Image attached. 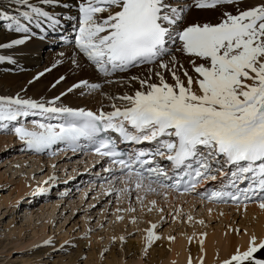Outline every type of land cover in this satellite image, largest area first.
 <instances>
[{
	"label": "snow or ice",
	"instance_id": "6c2138e0",
	"mask_svg": "<svg viewBox=\"0 0 264 264\" xmlns=\"http://www.w3.org/2000/svg\"><path fill=\"white\" fill-rule=\"evenodd\" d=\"M15 2L29 9L20 13L27 23L3 12L0 19L10 20L9 30L24 35L0 43V48L24 45L31 38L28 34L33 24L42 32L46 31L44 22L53 32L61 24L54 12L30 0ZM42 3L56 6L60 0ZM192 6L201 10L234 6L236 10L224 11L217 23L181 27L183 11ZM177 43L179 47H173ZM75 47L87 66L104 77L141 64H155L169 72L174 83L159 71L155 73L158 83L151 82V77L133 76L130 79L139 80L141 88L133 95L118 97L126 106L113 104L108 112L57 106L59 96L46 104L19 94L0 95V129L37 112L45 119L62 118L60 123L34 122L33 129L20 124L11 130L36 151L58 142L79 146L78 142L86 139L96 145L99 156L119 166L122 175L114 178L134 185L136 190L155 191L153 184L169 187L163 183L170 179L168 171L145 158L159 156L169 161L173 170L183 173L181 180L187 179L182 186L184 192H193L219 175L230 178L228 185L236 191H212L209 200L231 199L239 204L256 198L264 209V2L241 9L238 0H193L192 5L174 4L173 0H81ZM175 52L189 58L197 74L195 79L178 64ZM5 60L15 63L9 56H0V62ZM72 63L81 70L85 67L76 58ZM180 71L186 83L178 75ZM64 79L60 77L56 83ZM73 88L96 91L102 85L80 80L68 91ZM109 130L125 141H155L156 151L125 157L111 138L102 135ZM105 171L114 172L112 168ZM245 181L247 187L241 189L239 184ZM171 187L180 190L181 184ZM156 227L152 224L147 229L149 247L160 239ZM52 243L51 239L44 241L45 245ZM200 244L202 247L203 241ZM262 250L264 240L258 243L252 236L246 251L237 250L223 264H264V259L255 255Z\"/></svg>",
	"mask_w": 264,
	"mask_h": 264
},
{
	"label": "rangeland",
	"instance_id": "374dc122",
	"mask_svg": "<svg viewBox=\"0 0 264 264\" xmlns=\"http://www.w3.org/2000/svg\"><path fill=\"white\" fill-rule=\"evenodd\" d=\"M262 1L264 2V0ZM259 3L258 0H238L241 9ZM235 10L234 6L220 7L215 10L188 7V10L183 12L184 18L181 27L193 23H217L224 11L234 13ZM40 35L48 38L45 34ZM76 35L74 33V37ZM73 44L74 41L67 39L66 43L52 46V53L62 52L61 61L57 60L51 65L48 73H46L47 63L44 61L40 65L41 73L44 75L39 76V72L34 76L35 78H32L34 81L29 80L25 85L24 81L23 88H28L27 92L33 93L31 85L40 82L54 70L66 66V64L76 67L72 60L78 58L80 54L77 57H72L64 53L65 46ZM41 53L47 56L48 52L43 49ZM174 54L178 64H182L186 70H191L192 66L187 56L179 52ZM144 65L130 68L127 72H132L131 77L136 76L140 79L151 77V82L158 83L155 73L159 71L165 75L168 82L173 81L171 74L160 69L157 65L146 71L142 69ZM178 75L183 77V72H178ZM38 76L39 79H36ZM30 81L34 83H30ZM126 81L123 80L122 83H119L116 89L133 95L137 89L141 88L139 80ZM5 82L7 81L5 80ZM70 82H68L69 85H71ZM21 83L22 81H20ZM48 87H51L50 83ZM193 87L195 88V85ZM7 92H9L7 95L3 93L0 95L15 96L12 93V88H7ZM67 92H62L63 95H61L62 93L56 95L60 99L69 97V100L75 102L77 96L73 92H69L70 95L66 96ZM31 93H24L25 97L20 96L32 99ZM34 93L33 95L36 94ZM102 110L108 112V110ZM36 121L49 123L45 118L36 114L18 118V121L9 124L7 129H0V134H2L0 137H5V140L0 142V264H69V262H73L72 264H95L98 255H100L98 264H111L118 259L128 263L138 255L136 243L142 239L143 227L149 226L151 222L159 223L156 227L159 237L167 231L177 235L180 232H189L196 228L220 227L221 224L225 228L229 226L230 229H235L234 231L239 230L238 233L241 234L247 228L253 227L254 216L232 208L229 209L226 218L210 219L206 215V209L209 207L208 198L195 194H193L195 197L194 206L184 199L185 201L180 202V209L174 202L169 210L165 196L159 193L157 198L163 208L162 214L159 213V207L142 210L143 204L139 205L134 199L136 193L132 195V199L130 197V203L127 206L124 194L121 193L124 188L121 180L113 181L110 177L111 172H107L110 176L107 173L99 172L101 167V169L105 168V165H98V168L91 167L93 163L88 161V157L85 161V156L83 158L82 155L76 154V151L72 154L60 151L53 156L42 154L44 156L39 159L36 156L40 155H36L35 151L28 148L11 130L20 124L33 129ZM9 136L12 137L11 142H9ZM100 176L102 179H99ZM118 177L120 176L118 175ZM26 187H29L28 191H25ZM155 187L158 191L160 190L157 184ZM252 202H259V200ZM189 217L192 219L189 220ZM21 229L23 232L20 234ZM37 232L38 234L47 232L49 236L36 245L27 247L29 241L34 240ZM120 236L123 239H120ZM48 239L52 240L51 245L44 244V241ZM129 241L134 244L129 245ZM82 242L86 245L80 246L81 253L74 260L79 244ZM156 247L159 248L158 245ZM132 251L135 252L132 253Z\"/></svg>",
	"mask_w": 264,
	"mask_h": 264
},
{
	"label": "bare ground",
	"instance_id": "6f19581e",
	"mask_svg": "<svg viewBox=\"0 0 264 264\" xmlns=\"http://www.w3.org/2000/svg\"><path fill=\"white\" fill-rule=\"evenodd\" d=\"M258 1L260 3L263 2L262 0ZM80 2L81 0H60V3L58 5L50 6L43 4L42 0H30V3L37 7H42L44 10L54 12L57 17L61 19V24L57 27L56 31L54 32L48 30L47 22L43 23V27L46 29L45 32H42L40 29L35 28V25L33 24L31 25L32 32L28 34L32 39L27 40L24 45H18L10 49L0 48V56H9L12 58V60L15 61V63H11L8 60L0 62V93L7 95V93H9L7 92V88H12L13 94H19L22 97L26 96L24 93H31L27 92L28 88H23V86L29 80L34 81V79L32 78L39 72H42V68L40 67V65L45 61L47 63L46 67L48 70L49 67L53 65L57 60L62 59L61 56L63 55L61 51L57 54L55 52H51L52 46H56L61 43H66L67 39L69 41H74L73 45L65 46L66 51L64 53L68 56L71 55L72 57H77L79 53L75 47V38L78 35V6ZM173 3L180 5H192L193 0H173ZM187 10L188 7L185 11ZM23 11H29V9L22 4L16 3L15 0H0V12L6 13L8 16H13L16 19H20L23 23H27V21H24L23 17L20 15V13ZM103 15L106 16L107 13H104ZM10 23V20L0 19V43H9L12 39L21 38L24 35L22 33H15L13 31H10L8 28V25ZM74 33L77 34L75 37ZM40 34H45L48 36V38H46L45 36L42 38ZM178 46L179 44L177 43V46L174 45L173 47ZM43 49L45 50V52H48L47 56L42 55L41 50ZM76 59H78L80 63L85 65L82 70L78 69L77 67L69 66L68 64H66V66L59 68L60 70L56 69L49 76H44L45 78L42 79L40 82L38 81V83H34L33 81H31L34 83L31 85L33 88L32 91L33 93L35 92L37 94L36 95L34 93L35 95H33V93H31L33 96L32 99H35L40 102H45L47 104L48 101L54 100L58 94L64 91H68L69 88H72L74 84L79 83L80 80H88L90 83L101 84L102 88L96 91H90L88 89H77L76 91H73L74 89H76L73 88L71 92H73L77 96V100L75 102H72L71 100H69V97H63L62 99L56 101L57 106H69L73 108L90 109L96 112L102 109L112 111L113 104H116L121 108L126 106V102L119 100L118 97L123 96L127 93L122 92L121 90L116 88H118L119 83H122L123 80H130L131 82L130 78L132 76V72H117L110 77H104L97 73L93 68L87 66L86 62L82 59L81 56ZM153 65L145 64L144 67L142 66V69L145 71L150 70L153 67H156L155 64ZM190 69L191 70L187 71L195 79L197 74L193 71L192 67H190ZM79 70L81 71L80 73ZM54 72L57 74H55ZM46 73H48V71H46ZM60 77H64L65 79L60 81L59 84H57L56 82L60 80ZM181 79L185 80L186 83V78L184 76L181 77ZM5 80L7 82H5ZM20 81H22L21 84ZM24 81L25 83L23 85ZM69 81H71V85H69ZM108 81H111V83H108ZM49 83L51 87H48ZM169 83H174V81ZM53 85L56 86L53 87ZM68 95H70L69 91L67 92L66 96ZM37 114L39 113L37 112ZM58 121L56 120L54 123H57ZM2 140H5L4 136L0 137V142ZM11 140L12 137H10L9 142H11ZM145 142L149 143V141H144L141 143H136V145L141 146L145 144ZM132 153H135V146L134 148H132ZM36 157L39 159L42 158V156ZM87 157L88 156H85V161ZM88 161L92 163L96 160L89 156ZM101 164L102 163L99 162L98 165ZM113 170L114 172H111L110 177L113 179V181H116L117 179H115L114 176L118 177L119 171L116 168H114ZM103 172L109 173V171L105 170ZM168 175L170 177V172L168 173ZM224 178L225 177L223 176H219V178L215 181H208L206 183H202L200 187L203 188L204 186L215 188L218 186V181H222V179ZM121 183H123L124 187V190L122 189L123 191L121 190V193L124 194V199L127 202V206L130 203V197L132 199V195H135L136 193L134 199L139 203V205L142 206L143 204L142 210L146 208L148 210H151L156 209V207H159V213L161 214L163 213V208L157 198L159 193H162V195L165 196L169 210L172 208L174 202L177 203V207L180 209V202L184 199H187L190 203L193 204L195 202V197L193 194H197V192L191 194H176L172 190H168L166 193H164L165 191L162 188H159L160 190L158 191L155 187V184H153V188H155L156 191L149 192L146 189L136 190L134 185H128L123 180H121ZM157 187H159V185H157ZM125 189H127V191H125ZM28 190L29 187H26L25 191ZM200 197H202V195H200ZM200 200L202 201V199ZM152 201H155L154 205ZM213 201L215 203L209 201L207 202L209 207L207 206L208 208L206 209V215H208L210 219L216 217L226 218V216H228L229 214V209L232 208L243 211L246 214L248 213L252 217L254 216L255 221L253 222L254 224L252 223L253 227L247 228L242 234L238 233V231H234L235 229H230L229 226L225 228L222 226V224L220 227L218 226L209 228H194L195 230L191 229V231L189 232H180L177 235H173L172 233H169L167 231L160 236V239L154 240L151 246L149 247L146 240L147 229H149L152 224H159L158 222L157 224L155 222H151L149 226L143 227L142 239L138 243H136L137 251H135L138 253V255H136L128 263L126 261L118 259V261H113L111 264H189V260H191L192 264H201V262L202 264H223V261L230 259L232 255L236 254L237 250H240L241 252L246 251L249 246L250 238L252 236H255L257 238L258 243L263 240L264 209H261L259 207V202L251 203L247 201L244 204H240L239 206H228L218 203L219 200ZM22 232L23 230L21 229L20 234ZM156 235H158L157 232ZM47 236H49L47 232H41V234H38L37 232L36 237H34V240L29 241L27 247L31 245H36L37 243L44 240ZM170 237L174 239H170ZM200 241H203L202 247ZM128 244L133 245L134 242L129 241ZM85 245L86 243L83 242L79 244L76 258L74 260H76L77 256L81 253L82 248L80 249V246L84 247ZM156 245H158L159 248H157ZM135 251H132V253ZM255 255L258 258L264 259V250L258 252ZM99 256L100 255H98L95 264H98L100 258ZM72 263L73 262H69V264Z\"/></svg>",
	"mask_w": 264,
	"mask_h": 264
}]
</instances>
